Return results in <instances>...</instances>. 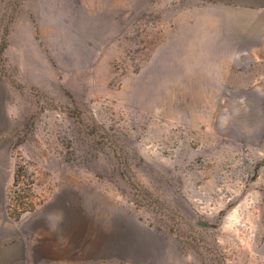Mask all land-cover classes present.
<instances>
[{
    "label": "rangeland",
    "instance_id": "rangeland-1",
    "mask_svg": "<svg viewBox=\"0 0 264 264\" xmlns=\"http://www.w3.org/2000/svg\"><path fill=\"white\" fill-rule=\"evenodd\" d=\"M261 13L264 0H0L10 221L59 194L105 196L156 236L151 257L76 264H264V89L230 86L255 75L233 54Z\"/></svg>",
    "mask_w": 264,
    "mask_h": 264
},
{
    "label": "crops",
    "instance_id": "crops-1",
    "mask_svg": "<svg viewBox=\"0 0 264 264\" xmlns=\"http://www.w3.org/2000/svg\"><path fill=\"white\" fill-rule=\"evenodd\" d=\"M233 57L238 65L255 66V75L230 86L264 89V13L240 35ZM95 197L81 203L79 196H53L16 224L4 207L1 183L0 264H22L26 258L76 264L106 257L144 263L151 257L156 236L117 203Z\"/></svg>",
    "mask_w": 264,
    "mask_h": 264
}]
</instances>
